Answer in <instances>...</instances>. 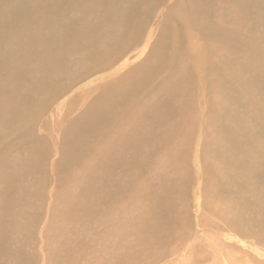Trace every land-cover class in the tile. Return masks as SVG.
<instances>
[{"label":"bare ground","instance_id":"6f19581e","mask_svg":"<svg viewBox=\"0 0 264 264\" xmlns=\"http://www.w3.org/2000/svg\"><path fill=\"white\" fill-rule=\"evenodd\" d=\"M241 238L264 264V0H0V264Z\"/></svg>","mask_w":264,"mask_h":264},{"label":"rangeland","instance_id":"374dc122","mask_svg":"<svg viewBox=\"0 0 264 264\" xmlns=\"http://www.w3.org/2000/svg\"><path fill=\"white\" fill-rule=\"evenodd\" d=\"M152 26V24H150V27ZM96 29V31H97V28H95ZM70 36V34H69V31L68 32H66L65 33V38L64 39H68V37ZM71 45L74 47V44H72L71 43ZM103 52H105L104 50H102ZM84 62H81V63H74V65L71 67V76H70V81H73L75 84H77L78 85V87L80 88V90H81V85H80V83L78 82V80H77V72H76V66H79V65H81L82 66V64H83ZM72 83V82H71ZM144 92V94L143 95H145V94H147V92H146V90H144L143 91ZM112 102H114V103H116V102H120V103H123V102H127V98L126 97H122V98H118V97H115V98H113L112 99ZM136 113H138V112H136ZM138 115L139 116H142V113H138ZM58 117V118H60V116L59 115H55L54 116V118L55 117ZM69 119H72V118H69ZM54 121L52 122V124L54 123V126H55V128H58V129H61L62 127H63V125H64V123L66 122V121H55V119H53ZM167 121H165L164 119H163V123H164V125H165V123H166ZM149 132L150 133H152V126L149 128ZM189 200H191V197L189 198ZM211 200L212 199H210V202H211ZM202 201H203V199H202ZM209 210H210V208H209ZM199 234H203V232H199ZM241 242H245V243H243V244H241V245H239V244H235V240L233 241V243H230L229 245H228V251L227 250H225V251H223L224 252V254H225V257H223V256H221L222 255V253H218V254H216L214 257H210V258H208V261L207 260H205V261H203L202 262V260L200 259L199 261H198V264H228V262H227V260H225L224 258H231V261L233 262V261H241V259H242V263L243 264H255V263H253L252 262V258H253V254H256V252H258L259 251V246H261V244L259 243L258 244V242L257 243H253L254 241H250L251 242V244L250 243H248V241L246 242V240H244V239H242L241 238V240H240ZM248 243V244H247ZM246 244V245H245ZM259 245V246H258ZM256 246H258V247H256ZM236 247V248H235ZM244 247H248L250 250L251 249H253L255 252H253V251H250V254L249 255H245L243 252H246V250L245 249H243ZM256 247V248H255ZM234 248V249H233ZM263 249H264V247H263ZM231 254V255H230ZM243 256V257H240V256ZM245 255V256H244ZM252 256V257H251ZM250 257V258H249ZM263 258V257H262ZM243 259L245 260V261H243ZM213 262H212V261ZM201 261V262H200ZM208 263H207V262ZM246 262V263H245ZM233 263H235V262H233ZM242 263H240V264H242Z\"/></svg>","mask_w":264,"mask_h":264}]
</instances>
